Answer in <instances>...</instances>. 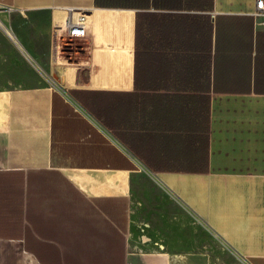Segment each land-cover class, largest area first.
<instances>
[{"label":"crops","instance_id":"obj_1","mask_svg":"<svg viewBox=\"0 0 264 264\" xmlns=\"http://www.w3.org/2000/svg\"><path fill=\"white\" fill-rule=\"evenodd\" d=\"M0 7L23 45L0 30V264H173L184 201L160 175L188 176L189 255L198 230L201 255L219 242L264 264L255 0ZM60 9L87 14L86 39L53 27Z\"/></svg>","mask_w":264,"mask_h":264},{"label":"rangeland","instance_id":"obj_2","mask_svg":"<svg viewBox=\"0 0 264 264\" xmlns=\"http://www.w3.org/2000/svg\"><path fill=\"white\" fill-rule=\"evenodd\" d=\"M53 22V20H52ZM66 24V21H65ZM54 27V25H53ZM56 30L61 31L65 28L62 27L58 29L54 27ZM7 41V40H6ZM19 44L23 47L22 43L18 40ZM9 45V46H8ZM7 55L13 60L14 66L7 67L8 76H11L12 73L17 70V59L19 54V50L16 46H13L8 41L5 43ZM160 181L162 184L168 186L175 194H177L186 204L188 200L187 192L190 186L188 176L183 175H160ZM173 183V185L171 184ZM186 183L188 184L186 186ZM177 188H175V187ZM181 201V210H180V227H179V245H180V256L174 258L173 264H255L252 259L245 258L233 251H224L221 247L222 243H216L214 247V251L210 256H203L200 254L199 249H203L204 244V233H199L197 230L196 238L197 240L195 244V249L197 250L196 255H189V250H192L193 247L189 244V239L193 238V229L188 226V209L186 204ZM225 236L229 238L228 235ZM244 253H255V250L247 252L243 250Z\"/></svg>","mask_w":264,"mask_h":264},{"label":"built area","instance_id":"obj_3","mask_svg":"<svg viewBox=\"0 0 264 264\" xmlns=\"http://www.w3.org/2000/svg\"><path fill=\"white\" fill-rule=\"evenodd\" d=\"M4 9L11 10L10 8L0 7V12ZM253 15L260 19V24L264 25V0H255V9ZM0 30L15 45H19L18 39L13 30L1 16ZM64 30L65 38L70 42L86 39L88 37L87 14L78 9H68ZM56 54L59 55L58 50L56 51Z\"/></svg>","mask_w":264,"mask_h":264},{"label":"bare ground","instance_id":"obj_4","mask_svg":"<svg viewBox=\"0 0 264 264\" xmlns=\"http://www.w3.org/2000/svg\"><path fill=\"white\" fill-rule=\"evenodd\" d=\"M68 10V9H67ZM67 18V11L66 10H56L53 14V25L54 27L61 29L65 26V21ZM105 21H108V19L104 18ZM125 42L128 43V37L126 36ZM8 96V95H7ZM3 97V96H2ZM147 239V237L145 238Z\"/></svg>","mask_w":264,"mask_h":264},{"label":"trees","instance_id":"obj_5","mask_svg":"<svg viewBox=\"0 0 264 264\" xmlns=\"http://www.w3.org/2000/svg\"><path fill=\"white\" fill-rule=\"evenodd\" d=\"M172 185H173V183H171ZM188 184L186 183V186H187ZM175 187V186H174ZM176 188V187H175ZM177 189V188H176Z\"/></svg>","mask_w":264,"mask_h":264}]
</instances>
